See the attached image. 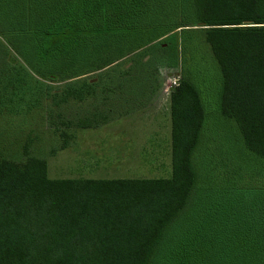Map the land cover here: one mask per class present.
I'll list each match as a JSON object with an SVG mask.
<instances>
[{
    "label": "trees",
    "instance_id": "16d2710c",
    "mask_svg": "<svg viewBox=\"0 0 264 264\" xmlns=\"http://www.w3.org/2000/svg\"><path fill=\"white\" fill-rule=\"evenodd\" d=\"M175 30L209 46L220 116L264 170V0H0V112L79 99L97 86L131 99L126 71L109 70ZM169 119L168 177L50 179L41 158L0 159V264H152L159 245L160 264H264L263 174L246 182L247 173L221 174L231 180L214 186L203 104L183 75L169 92Z\"/></svg>",
    "mask_w": 264,
    "mask_h": 264
},
{
    "label": "rangeland",
    "instance_id": "374dc122",
    "mask_svg": "<svg viewBox=\"0 0 264 264\" xmlns=\"http://www.w3.org/2000/svg\"><path fill=\"white\" fill-rule=\"evenodd\" d=\"M159 31L160 28L147 31L138 40H147ZM197 34H185L180 38L179 31L175 30L120 59L109 70L108 76L126 71L131 88L126 87L124 90L133 91L128 93L131 99L117 98V90L108 91L97 86L86 94L83 91L79 99L68 98L67 101L58 102L57 99L45 97L41 99V106L38 108L32 107L28 111L17 113L0 112V159L18 161L25 155L41 158L45 161L46 176L50 179L168 177V145H163V138L167 135L169 140L170 133L169 125L168 132H165L169 123L168 97L171 88L176 86L183 75L196 88L203 104L202 138L210 167L213 168L211 173L214 186L221 188V185H228L227 182L231 179L226 181V177L233 173H247L241 176L245 182L249 173L264 176L263 168L254 164L251 155L248 156L241 149V141L233 121L220 116L219 67L209 46L203 41L201 34ZM95 76V73L88 75L87 80L94 82ZM138 80L142 85H137ZM44 82L54 87L61 85L60 81L49 79ZM27 97L30 100L29 94ZM141 99L143 102L146 100V103L153 100V103L145 105ZM161 110L165 111L164 115L160 113ZM123 122L131 124L129 131L134 136L130 143L122 141L123 137L127 138L123 133L124 126H117ZM147 124L154 127L152 130H160V145L154 146L150 136L146 143L142 142L146 135L141 136L140 131L145 134L151 132L144 128L148 127ZM118 131L121 136L113 134ZM61 132L64 134L61 135ZM155 147L160 149V155L154 154ZM154 157H159L160 160L154 162ZM221 174L226 177L223 178ZM229 186L225 190L234 192L236 188L231 190ZM231 192L229 200L236 204L235 198L232 199L235 195ZM214 195L210 196V203L221 196ZM195 202L202 205L206 198L198 196ZM191 205L192 200L188 202L182 215ZM207 206L200 210L205 213L206 209V217ZM210 211L213 213V210ZM225 211L230 213V217L232 213L235 214L233 219L237 221V208ZM234 220L231 219V222ZM172 227L173 225L169 226L170 229L167 228L166 231ZM167 234L164 236L165 241V237L170 235ZM160 247L159 245L152 255V264H160Z\"/></svg>",
    "mask_w": 264,
    "mask_h": 264
},
{
    "label": "crops",
    "instance_id": "0c3cea01",
    "mask_svg": "<svg viewBox=\"0 0 264 264\" xmlns=\"http://www.w3.org/2000/svg\"><path fill=\"white\" fill-rule=\"evenodd\" d=\"M148 96V95H147ZM144 97V96H143ZM149 97V96H148ZM145 98V97H144ZM148 99H150V98H148ZM142 100V99H141ZM168 100H169V97H168ZM142 103L143 104H145V105H149V104H152L153 103V100L152 101H150V102H148V103H146V100L143 102V100H142ZM126 104H127V101H126ZM129 112V111H128ZM160 113H162L163 115L165 114V111H163V110H161L160 111ZM168 117H169V102H168ZM154 123H156V122H154ZM165 123H167V122H165ZM131 124H128L127 122H123V124H120V123H118L117 124V126H118V128H121L122 126H124V127H122L123 129H124V135H127V138L126 137H123V139H122V141H126V142H128V143H130V140L133 138V136L134 135H132V133L129 131V126H130ZM134 125V124H133ZM148 125V124H147ZM155 125V124H154ZM157 125V124H156ZM155 125V126H156ZM168 125L170 126V119H169V123H167V129H166V131L165 132H168ZM144 126V125H143ZM142 127V126H141ZM150 127V128H149ZM132 128H136V126H132ZM144 128H147V129H150L151 130V132H147L146 134L145 133H143V132H141L140 131V133H142L141 134V136H145L146 135V137H145V140H141L142 142H144V143H146L147 142V138L150 136L151 138H153V143H154V146H158L157 144H159L160 143V130H157V129H154V130H152L153 128L150 126V125H148V127H146V126H144ZM125 130H128L129 132H126ZM114 135H116V136H121L120 135V132L118 131V132H115V133H113ZM136 134V133H135ZM164 139V141H163V145H164V147H166L167 145H168V161H169V167H170V133H169V140L167 139V135H166V138H163ZM140 140L138 141V142H140ZM121 141V142H122ZM159 142V143H158ZM141 143V142H140ZM160 145V144H159ZM166 153H167V151H166ZM154 154H156V156H157V154H159L160 155V149H158L157 147H155V152H154ZM158 160H160V158L159 157H154V159H153V161L154 162H156V161H158Z\"/></svg>",
    "mask_w": 264,
    "mask_h": 264
},
{
    "label": "built area",
    "instance_id": "2783aa9c",
    "mask_svg": "<svg viewBox=\"0 0 264 264\" xmlns=\"http://www.w3.org/2000/svg\"><path fill=\"white\" fill-rule=\"evenodd\" d=\"M173 83H174V81H173Z\"/></svg>",
    "mask_w": 264,
    "mask_h": 264
},
{
    "label": "water",
    "instance_id": "95a60500",
    "mask_svg": "<svg viewBox=\"0 0 264 264\" xmlns=\"http://www.w3.org/2000/svg\"><path fill=\"white\" fill-rule=\"evenodd\" d=\"M200 24H202V23H200Z\"/></svg>",
    "mask_w": 264,
    "mask_h": 264
}]
</instances>
